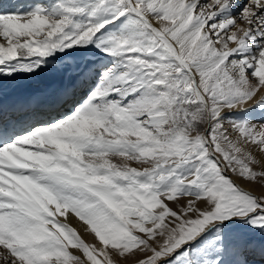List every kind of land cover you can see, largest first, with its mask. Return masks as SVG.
<instances>
[{
	"label": "snow or ice",
	"instance_id": "obj_1",
	"mask_svg": "<svg viewBox=\"0 0 264 264\" xmlns=\"http://www.w3.org/2000/svg\"><path fill=\"white\" fill-rule=\"evenodd\" d=\"M234 177L264 188V0H0L4 264H264Z\"/></svg>",
	"mask_w": 264,
	"mask_h": 264
},
{
	"label": "rangeland",
	"instance_id": "obj_2",
	"mask_svg": "<svg viewBox=\"0 0 264 264\" xmlns=\"http://www.w3.org/2000/svg\"><path fill=\"white\" fill-rule=\"evenodd\" d=\"M41 79H47L46 77H44V76H40V77H37V78H35V80H34V82H33V84L35 83V82H39V83H41L42 81H40ZM48 82H49V80H48ZM48 84V83H47ZM49 86L51 87V83L49 84ZM234 179H236L237 181H239L240 183H242L244 186H246L247 188H248V190H250V191H252V192H254L255 194H257V195H262V194H264V188H262L261 187V184L260 183H248V182H246V181H244V180H240L239 178H236V177H234ZM183 202V201H182ZM171 207H173V208H175L176 206L175 205H170ZM71 217H72V222H74L73 223V225H75V228L77 229V230H85V225L82 223V222H80L79 220H78V218H76L73 214H69ZM72 227H74V226H72ZM80 228V229H79ZM86 231V230H85ZM91 234V233H90ZM92 236H91V238L89 239V240H86V239H84L86 242H88V243H90V244H95L97 241H96V238L94 237V235L93 234H91ZM0 264H4V261L2 260V259H0Z\"/></svg>",
	"mask_w": 264,
	"mask_h": 264
},
{
	"label": "bare ground",
	"instance_id": "obj_3",
	"mask_svg": "<svg viewBox=\"0 0 264 264\" xmlns=\"http://www.w3.org/2000/svg\"><path fill=\"white\" fill-rule=\"evenodd\" d=\"M242 2H244V0H242ZM40 81H42L41 83H39L38 81L35 82L33 84V88L35 89H46V88H49V84L51 83V81L48 82V79H41ZM48 83V84H47ZM237 181V180H236ZM237 183H239L240 185H242L244 188L248 189L246 186H244L242 183H240L239 181H237ZM72 217L69 215L68 216V219H67V222L71 225V226H74L75 228V225H73L74 222H72ZM80 229V228H79ZM79 232V234L81 235V237L83 239H86V240H89L91 238V234L88 232V231H85V230H77ZM75 252V254L77 255H80L81 253L79 252H76V250H73Z\"/></svg>",
	"mask_w": 264,
	"mask_h": 264
}]
</instances>
